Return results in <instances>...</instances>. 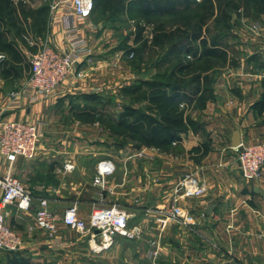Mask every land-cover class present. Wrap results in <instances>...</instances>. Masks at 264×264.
Wrapping results in <instances>:
<instances>
[{
    "label": "crops",
    "instance_id": "0c3cea01",
    "mask_svg": "<svg viewBox=\"0 0 264 264\" xmlns=\"http://www.w3.org/2000/svg\"><path fill=\"white\" fill-rule=\"evenodd\" d=\"M62 16L61 10L55 11L54 18ZM74 24L90 55L76 68L82 77H70L56 96L30 100L21 95L19 106L12 108L8 95L26 85L29 68L23 70L24 76L20 74L18 78H4L0 74V119L36 123L40 132L36 157L33 160L19 158L11 169L12 176L34 197L31 211L22 212L15 204L2 207L0 194V213L5 224L22 238V247L17 253L0 251V264H10L13 260L29 264H96L97 261L115 264L120 260L66 259L65 250L59 251L63 248L54 247L53 241L34 225L39 198L48 201L49 210L58 218L72 205L76 206L80 218L87 219L95 208L119 204L129 217L128 230L134 235L131 239L114 238L110 251L124 252L126 259H121V264H264V199L253 191L254 188L264 191V166L256 180L245 181L239 173L236 155L235 158L230 157L235 153L231 148L235 130L241 143H251L255 135L257 142H264V121L261 122L264 112L256 114L251 108L262 94L264 64L260 62L264 60V52L254 51L248 57L254 56V61L250 58L246 64L242 62L237 69L231 70L230 76L222 75L223 79L215 80L211 87L212 100L205 109L186 112L198 128L182 134L176 144L185 152V159L180 161L177 157L173 159L142 148L147 156H152L147 161L134 157L127 147L124 152L119 149L116 154L106 151L97 159L91 147L85 149L80 146L79 151L78 146H70L65 139L66 133H61L63 140L60 143L47 138L58 133L53 117L57 121L67 113L74 117L78 111L71 106L80 104L82 107L83 95L112 96L116 86L120 90L131 84L133 78L121 74L118 65L123 60L122 54L119 49L107 46L104 41L106 35L100 32L102 25L100 22L95 24L93 14L89 19L75 21ZM32 38L36 37L27 34L24 40L29 45L28 40ZM45 38L54 49L68 51L62 26L52 23L50 17L44 37H37L35 41ZM254 40L259 42L262 38ZM19 50L26 59L31 54L22 45H19ZM120 79L124 81L113 87V81ZM74 123L80 127L89 125L78 120ZM198 147L199 152H192ZM79 152H84L87 159L81 161L76 158ZM164 158L168 159L165 161ZM103 160L110 161L115 173L108 178L109 191L101 192L92 185V181L97 163ZM68 161L74 166L69 173L62 170ZM179 165L183 167L178 168ZM6 166L0 156V175L6 172ZM187 173L200 178L206 192L200 198L180 200L178 208L194 217L201 214L205 217L198 218L197 226L191 228L170 222L162 233L158 259H150L148 241L156 235V209L170 206L174 184ZM208 209H211V214H207ZM72 233L58 223L57 237L69 240L71 248L67 250L78 253L86 242L80 236L73 240ZM143 247H147L148 259L139 256Z\"/></svg>",
    "mask_w": 264,
    "mask_h": 264
},
{
    "label": "built area",
    "instance_id": "2783aa9c",
    "mask_svg": "<svg viewBox=\"0 0 264 264\" xmlns=\"http://www.w3.org/2000/svg\"><path fill=\"white\" fill-rule=\"evenodd\" d=\"M48 4L49 17L52 23L61 25L66 37L68 51L61 52L54 49L48 38L34 41L28 40L29 45L36 47L37 51L28 56L29 79L20 91L9 93V106H19L20 96L34 100L37 97L50 98L56 96L63 84L70 78H81L80 71L76 68L90 55L86 42L79 37L75 27V21L89 19L93 10V0H41ZM57 10L63 12L61 18H54ZM261 28L258 24L251 25L249 31L254 36L260 35ZM133 58V54L127 56ZM3 56L0 55V61ZM40 132L38 124L16 120L0 119V156L5 160L6 172L0 175L1 206L15 204L22 212H30L34 197L11 174L13 164L17 159L33 160L36 157ZM235 151L236 161L241 177L245 181H254L264 166V143L244 145L240 143ZM136 157L146 156L144 150L136 153ZM74 166L68 161L63 165L64 172H72ZM115 173L114 166L110 161H100L96 165L92 185L101 192L109 191L108 178ZM156 182V180H154ZM111 190V189H110ZM206 192L204 182L192 173L183 175L172 190L171 204L168 208L156 209L157 217L156 235L148 241L151 248L150 259H158L159 243L162 233L170 222L186 228L195 227L199 217L192 216L188 211L178 208V202L182 199H194L202 197ZM102 196V193L100 194ZM38 207L34 212V225L43 231L53 241L54 247H63L64 241L57 237V225L61 223L70 231L87 238V245L92 254H100L107 251L114 243L116 236L126 239L133 238L128 230V215L119 205L113 203L106 207L95 208L87 217L82 219L77 215L75 205L67 208L63 215L58 218L48 208V201L43 198L37 199ZM99 230V233H95ZM22 247V238L4 221L0 213V251L5 253L18 252Z\"/></svg>",
    "mask_w": 264,
    "mask_h": 264
},
{
    "label": "trees",
    "instance_id": "16d2710c",
    "mask_svg": "<svg viewBox=\"0 0 264 264\" xmlns=\"http://www.w3.org/2000/svg\"><path fill=\"white\" fill-rule=\"evenodd\" d=\"M126 1V11L135 10L143 18L175 15L178 12L181 13L191 9L197 2V0ZM103 2L104 0H93L92 14ZM216 3L221 4L220 0L200 1L202 13L196 22L193 33L185 35L177 43H172L175 38L174 35L169 34L168 36L166 33L159 31L155 35L154 45L158 47L164 45V40L170 41L169 44L172 43L166 48L163 58L159 59L156 65H161L167 59H175L179 56L167 74L158 73L155 78L149 80L136 79L120 89L122 96L141 95L137 102L145 101L149 109L157 112L156 116L122 100L116 102V99L115 103L121 105V111L114 117L109 116L101 119L93 107L88 106H90L89 104L101 103L103 99L97 95L89 94L81 97L84 105L88 108L87 110L80 109L78 113H75L76 120L89 124L100 121L109 136L121 140L120 143L115 144L118 150L130 146L136 150L143 147L166 153L180 142L182 134L187 133L189 130L196 131L198 125L186 115L185 109H180V106L195 105L200 110L204 109L208 100V93L211 92L207 87V72L210 69L208 62L209 60L222 62L226 60V53L221 49L222 42L220 39L222 36H220V33L216 37L211 36L209 39V30L203 28L209 17L213 15L211 10ZM251 5H255L254 7L258 5L255 10L258 16L264 15V0H252ZM220 6L218 5L219 8H222ZM230 8H233L235 12L241 9L237 4L230 5ZM48 17L49 7L47 4L35 9H27L24 0H17V2H14V0H0V53L4 55V59L0 61V74L4 78H18L21 71L29 68L16 42L8 38L9 34L11 33L14 38L22 41V35L26 32L23 24L29 20L30 31L33 35L41 37L46 32ZM143 31V28L137 29L134 44L142 43L143 36L141 35ZM134 52L137 51L130 48L127 55L132 53L134 56ZM184 60L190 61L185 62ZM188 77L189 79H187ZM261 86V99L251 106L257 114L264 112V76L261 79ZM108 102L110 103V99ZM125 141L133 144H129V142L125 144ZM199 151V147L192 150L194 153ZM15 253L17 252L8 254ZM10 264L29 263L23 260H13Z\"/></svg>",
    "mask_w": 264,
    "mask_h": 264
},
{
    "label": "rangeland",
    "instance_id": "374dc122",
    "mask_svg": "<svg viewBox=\"0 0 264 264\" xmlns=\"http://www.w3.org/2000/svg\"><path fill=\"white\" fill-rule=\"evenodd\" d=\"M200 1L201 0H197L196 4H194L191 9L183 11L181 13L178 12L175 15L162 17L148 16L146 18H143L141 17L140 13L135 10L131 12L126 11V0H104V2L102 3L103 5L101 4L95 9L93 17L95 19V24L100 22V24L103 26L100 32L105 33L106 39L104 41L107 43V46H113L114 50L118 48L120 49L123 60L119 61L120 65H118V67L121 74H125V76L123 77H132L133 81L136 79L149 80L155 78V75H158V73L167 74L178 60L179 56L175 59L169 58L161 65H156V62H158L159 59L163 58V55L165 54L164 52L170 44L177 43L185 35L193 33L196 27V22L198 21L199 16L202 13V10L200 9L201 6L199 4ZM251 1L252 0H220L221 4H215V7L211 10L213 12V15L209 17V19L205 23V26L203 27L209 30V39L211 36L216 37L220 33V36H222V38L220 39V41L222 42L221 49H223V51H225L226 53L225 61L222 62L218 60H209L208 62L210 64V69L207 72V87L211 92L208 93V100L205 104L204 109L206 108L207 103L212 100L213 95L211 87H213L215 80L223 79L222 75H225L227 77L230 76L232 74V72H230L231 70L237 69V67H239L242 62L246 64L250 61V58L251 61H254V56L248 58L249 55H252L254 51L258 50L264 52V15L258 16L256 14L255 10L257 9L258 5L257 7H254L255 5H251ZM14 2H17V0H14ZM24 3L25 8L27 9H35L41 5L47 4L46 2L41 0H24ZM233 4L239 5L241 9L235 12L233 8H230V5ZM218 5H221L220 7L222 8H219ZM256 24H258L261 28L260 35L258 36H254L253 33L249 31V27ZM23 27L26 32L22 35V41L14 38L11 33L9 34L8 38L12 41H15L18 48L19 45H22L28 50V52H31V54H33L37 51V48L28 45L24 40V37L29 34L32 37H36L32 38V40L35 41L37 37L43 38L44 35L41 37L33 35V33L30 31L29 20H27L23 24ZM138 28L144 29L141 35L143 36L141 40L142 43L140 42L139 44H134L133 41L136 37ZM158 31L161 33H166V35L168 36L169 34L174 35L175 38L173 39L172 43L169 44L170 41L168 42V40L163 39L164 45L159 47L154 45V37L156 34H158ZM255 38H262V40H260L259 42H255ZM91 44L95 45L94 41H91ZM130 48L134 49L137 52H134L133 58L128 59L127 51ZM0 55H2L4 59V55L2 53H0ZM184 61L187 62L190 60ZM25 63L29 66L28 58H25ZM260 63L264 64V60ZM126 73H128L129 75ZM22 74L24 76V71H21V75ZM187 79H189V77ZM123 81L124 79H120V81L114 80L113 87H115L116 83ZM118 89L119 88L116 86V90H113L112 96L103 97L101 98L103 99V102L97 104H89L90 106L88 107H93L94 111L101 119L103 117L107 118L109 116L114 117L121 111V105L115 103V100L117 99L116 102L122 100L125 103L133 104L134 107L139 108L146 113H149L153 116L157 115L156 111H154L153 109H149V106L145 101L137 102V100L140 99L141 95L133 97L122 96L120 90ZM109 99L110 103L108 102ZM71 107V109L75 111H79L80 109L87 110L88 108L84 104L82 107H80V104H74ZM180 109H185L186 112L189 111L192 113L198 112L200 110L195 105H181ZM253 112L256 113V111L254 110ZM53 119V124L56 128H58V133L54 137L48 136L47 138H53L55 142H59L63 140L61 133H66L65 139L70 146H78L79 151H81L80 146H83L85 149L91 147L90 149L94 150V153L97 154V159L101 157L103 153H106V151L110 152L111 154H116L117 152H119V150L115 147V144L120 143L121 140L109 136L104 126L100 124V121H96L95 123L80 127L74 123V121H77L75 116L72 117L68 113L61 120L57 121V118L54 117ZM263 121L264 120H261V122ZM257 141L258 137L257 135H255L254 140L251 139V143L243 144L252 145L264 143ZM128 142L125 141V144H128ZM129 144L133 143L129 142ZM126 147L128 148L130 154H133L134 157H136V153L143 148L142 147L141 149L136 150L130 146H125L123 148V152ZM147 149L149 151L159 153V151L156 149ZM162 154L163 156L172 157L173 159L177 157L180 161L181 159H185V152L182 148H180L179 145L174 146L169 152ZM76 156V158L81 161L87 159L88 157L84 152H79V154H77ZM118 156H120V154H118ZM146 156L136 158L149 161V158L152 157H150V155H148L147 157ZM230 157L235 158V153L233 155H230ZM164 159L166 161L168 158ZM181 167H183V165L178 166V168ZM72 232L73 231H71V233ZM78 236L79 235L75 234L74 232L72 233L73 240ZM80 237H83L86 243L84 244L83 249L78 253H73L72 250H67L71 248L69 240H65V245L63 247H60L63 249L59 251L65 250L64 254L67 257L66 259H120L117 260V263L115 264H121V259H126L124 252L120 253L119 251H110L114 243L107 251H104L100 254H92L87 245V238L84 236ZM146 252H148L147 247H143V249L140 250L139 256H142V259H148ZM74 256H76L77 258Z\"/></svg>",
    "mask_w": 264,
    "mask_h": 264
},
{
    "label": "water",
    "instance_id": "95a60500",
    "mask_svg": "<svg viewBox=\"0 0 264 264\" xmlns=\"http://www.w3.org/2000/svg\"><path fill=\"white\" fill-rule=\"evenodd\" d=\"M240 139H239V133L237 130H235L233 133H232V137H231V148H236L239 144H240ZM254 193L258 194L260 193L261 196L263 197L264 199V191H259L258 188H254L253 189ZM207 214H211V209H208L207 211ZM95 233H99V230H95L94 231ZM96 264H101L100 262H97Z\"/></svg>",
    "mask_w": 264,
    "mask_h": 264
}]
</instances>
